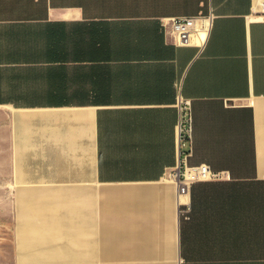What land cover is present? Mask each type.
Here are the masks:
<instances>
[{
  "label": "crops",
  "instance_id": "0c3cea01",
  "mask_svg": "<svg viewBox=\"0 0 264 264\" xmlns=\"http://www.w3.org/2000/svg\"><path fill=\"white\" fill-rule=\"evenodd\" d=\"M254 7L0 0V203L16 235L0 242V264H264V22ZM209 13L201 48L165 33V18ZM179 97L193 114L186 161ZM202 164L222 177L181 199L167 174ZM86 198L70 257L48 254L65 249L57 242H20L31 218L22 203Z\"/></svg>",
  "mask_w": 264,
  "mask_h": 264
},
{
  "label": "built area",
  "instance_id": "2783aa9c",
  "mask_svg": "<svg viewBox=\"0 0 264 264\" xmlns=\"http://www.w3.org/2000/svg\"><path fill=\"white\" fill-rule=\"evenodd\" d=\"M255 21L264 22V0H257V7L251 12ZM214 14H199L192 16H177L162 20L167 36L174 40L177 46L203 47L212 30ZM177 106L179 108V122L177 133L179 139L182 161L191 155L193 143V114L191 103L183 97H179ZM222 177V173L214 171L209 165L202 164L194 167H178L167 174V178L178 186L181 197H188L190 189L196 181L215 180Z\"/></svg>",
  "mask_w": 264,
  "mask_h": 264
},
{
  "label": "bare ground",
  "instance_id": "6f19581e",
  "mask_svg": "<svg viewBox=\"0 0 264 264\" xmlns=\"http://www.w3.org/2000/svg\"><path fill=\"white\" fill-rule=\"evenodd\" d=\"M25 205V210H27L30 214H32V218L26 223L28 225L29 233H19L20 242H23L27 245L31 246L32 248H41L43 245H47L49 243L50 233L55 235H62L67 240L72 242L73 239V222L77 220V216L79 214V207H82L87 210L89 201L88 199H82L79 201H50V202H41V201H29L22 203ZM92 205V203H90ZM32 209H36V211L43 210L45 214L39 213H32ZM56 211L61 210L59 214L48 215L49 211ZM84 212V211H83ZM47 213V214H46ZM28 215V213L26 214ZM39 219V221H43L46 219L45 226L41 225V223H34L32 219ZM41 219V220H40ZM77 223L75 222V228L77 229ZM42 226V227H41ZM30 233H38V234H45L44 237H34L33 235L30 236ZM54 235V236H55ZM76 240H77V233H76ZM25 246V245H24ZM49 247V246H47ZM64 247V246H63ZM44 248V247H43ZM51 248V247H50ZM65 248V247H64ZM42 249V248H41ZM66 248L63 250L64 254L68 257L71 256L69 251ZM25 251V250H24ZM58 250H54L49 252L52 257H56ZM42 252V251H40ZM34 255V253H32ZM36 255V254H35ZM38 255V254H37ZM78 262V261H77Z\"/></svg>",
  "mask_w": 264,
  "mask_h": 264
},
{
  "label": "rangeland",
  "instance_id": "374dc122",
  "mask_svg": "<svg viewBox=\"0 0 264 264\" xmlns=\"http://www.w3.org/2000/svg\"><path fill=\"white\" fill-rule=\"evenodd\" d=\"M81 197H84V196H81ZM90 203H92V205H93V199H92V201L89 202V205H91ZM8 204L9 203H4V202L0 203V242H3V243H12V242L15 241V237H16L15 234L9 233V231H10L9 228H10V226L12 224V219L7 217V215H8V210H7ZM31 212L34 213V214H36V213H39V214H43L44 213L45 214V212L43 210L36 211V209H32ZM60 212H61V210L49 211L48 215L59 214ZM30 216L32 218V214H30ZM32 221L34 223H38V224L41 223V225L45 226L46 219L44 220L45 222L39 221V219L37 220V219H34V218L32 219ZM3 227H5V228H3ZM32 235L34 237H36V238L45 236V234H38V233H32L31 234L30 233V236H32ZM54 235L55 234H53V233H50V235H48L49 240H50L48 244H52V242H57L59 245H63L67 249L65 251L71 252L70 251L71 242L69 240H67V238H65L62 235H55V236ZM46 246H48V245H46ZM58 253H64V251H59L58 250Z\"/></svg>",
  "mask_w": 264,
  "mask_h": 264
}]
</instances>
